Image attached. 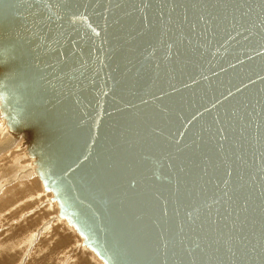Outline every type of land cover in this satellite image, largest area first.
Returning <instances> with one entry per match:
<instances>
[{
	"label": "water",
	"instance_id": "1",
	"mask_svg": "<svg viewBox=\"0 0 264 264\" xmlns=\"http://www.w3.org/2000/svg\"><path fill=\"white\" fill-rule=\"evenodd\" d=\"M0 116L104 264H264V0H0Z\"/></svg>",
	"mask_w": 264,
	"mask_h": 264
},
{
	"label": "rangeland",
	"instance_id": "2",
	"mask_svg": "<svg viewBox=\"0 0 264 264\" xmlns=\"http://www.w3.org/2000/svg\"><path fill=\"white\" fill-rule=\"evenodd\" d=\"M0 119L4 133L10 127L3 117L0 116ZM27 146L25 140L18 147L11 146L0 151V264H62L63 252L75 240L82 242V238L62 217L50 219L58 212V205H51V192L43 189L41 179L35 180L39 176L10 179L20 174L17 168L24 172L31 163L38 167L34 156L28 154ZM47 221L49 223L44 226ZM34 233L35 238L27 241ZM76 248L74 258L69 260H75L71 264H104L93 250Z\"/></svg>",
	"mask_w": 264,
	"mask_h": 264
},
{
	"label": "bare ground",
	"instance_id": "3",
	"mask_svg": "<svg viewBox=\"0 0 264 264\" xmlns=\"http://www.w3.org/2000/svg\"><path fill=\"white\" fill-rule=\"evenodd\" d=\"M1 120V119H0ZM16 127H14V128H6L7 130H6V132H4V133H2L3 132V129H2V123L0 122V131H1V135H0V137H2V140L0 141V151H2V150H5V149H7L8 147H11V146H15V147H18V146H20V144H22L26 139H25V137H24V135H16V133H15V131H14V129H15ZM22 142H21V141ZM20 148H22V146L20 147ZM19 148V149H20ZM27 149H28V146H27ZM33 159H35V157L33 158ZM33 161V160H32ZM31 162V161H30ZM37 162V161H36ZM34 163V162H33ZM36 164V163H35ZM28 165H29V163H28ZM27 167V166H26ZM21 168H23V167H21ZM19 171L20 170V174L18 175H13L10 179H19L20 178V180L21 179H23L25 176H30V177H35V174H36V176H38L37 175V173H38V167L36 166H34L32 163H31V165H29V168L26 170V171H22L21 169H16V171ZM18 171H17V173H18ZM22 171V172H21ZM32 175H34V176H32ZM27 178V177H26ZM36 179H40V178H37V177H35V180ZM40 181V180H39ZM39 184V183H38ZM41 185H42V183H41ZM40 188H42V187H40ZM39 193V192H38ZM43 194V193H42ZM50 194H52V193H49V195ZM46 195V194H45ZM48 195V194H47ZM46 195V196H47ZM49 197V196H48ZM169 197V196H168ZM201 197V196H200ZM158 199H159V193H158V197H157ZM56 202L55 201H53L52 202V204L51 205H53V206H56ZM52 207V206H51ZM54 209V208H53ZM49 210H51V208L49 209ZM55 211V210H54ZM58 211V210H57ZM52 214V213H51ZM54 214V213H53ZM58 216V214H57V212H56V214H55V216H52L50 219H52V218H55V217H57ZM203 217V216H202ZM49 223V221H47L45 224H44V226H46V224H48ZM43 226V227H44ZM37 233V232H36ZM36 233H34V234H32L31 236H30V238L29 239H27V241H31L32 239H34L35 238V234ZM80 240H75V242H74V244L73 245H71V247L67 250V251H65V252H63V257H64V260H61V263L62 264H71V263H73L74 261H71V262H69V260H71V259H73L74 257H73V253L77 250V248L76 247H79V248H81V249H84V251H87V250H92V249H90L89 247H87L86 245H84L82 242H80ZM62 243V242H61ZM79 243V244H78ZM60 244V243H59ZM86 249V250H85ZM69 250H72L71 252L69 251ZM64 251V250H63ZM72 253V254H71ZM83 253V252H82ZM96 256V255H95ZM85 257H87V256H85ZM97 257V256H96ZM69 262V263H68ZM102 262V261H101ZM101 264V263H100Z\"/></svg>",
	"mask_w": 264,
	"mask_h": 264
}]
</instances>
